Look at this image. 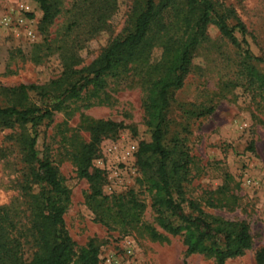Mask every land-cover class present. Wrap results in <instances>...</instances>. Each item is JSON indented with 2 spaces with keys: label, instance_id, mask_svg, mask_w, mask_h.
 <instances>
[{
  "label": "rangeland",
  "instance_id": "rangeland-1",
  "mask_svg": "<svg viewBox=\"0 0 264 264\" xmlns=\"http://www.w3.org/2000/svg\"><path fill=\"white\" fill-rule=\"evenodd\" d=\"M211 1L235 12L246 27L250 53L262 57L264 0ZM52 2L58 13L50 24L43 25V12L36 2L0 0V88L48 86L60 79L67 63L77 65L76 69L89 66L130 28L134 0H115V7L109 1V12L98 9L100 2L90 8L89 0ZM101 14L106 16L99 21ZM174 31L172 25L164 30L153 27L146 51L126 71L107 77L102 90L94 92L90 86L79 100L66 101L61 112L38 128L36 148L54 163L70 192L64 215L68 234L77 250L95 245L98 264H216L201 255L188 256L181 236L158 227L151 194L140 182L136 165L138 145L149 139L143 100L149 84L168 64L170 54L164 45L171 42ZM256 89L248 86L235 47L209 25L183 87L174 94L176 105L169 115L173 132L186 128L181 135L191 165L185 198L208 215L244 222L249 228L251 249L225 264H257V253L264 251V96ZM29 97L38 101L35 94ZM181 105L215 110L209 116L189 119ZM86 120L122 125L114 137L100 143L98 157L92 162L91 170L103 178L100 196L95 199L71 160V153L89 140ZM15 133L0 128V208L17 212L25 225V169L11 140ZM133 199L143 209L130 204L131 213L138 215L131 222L124 211Z\"/></svg>",
  "mask_w": 264,
  "mask_h": 264
},
{
  "label": "trees",
  "instance_id": "trees-1",
  "mask_svg": "<svg viewBox=\"0 0 264 264\" xmlns=\"http://www.w3.org/2000/svg\"><path fill=\"white\" fill-rule=\"evenodd\" d=\"M32 1L43 12L41 23L50 24L58 13L55 3ZM109 1L115 0H89V7L100 2L98 9L109 12ZM105 16L101 14L98 20ZM231 20L233 23H229ZM129 22L128 32L111 42L89 66L76 69L77 65L67 63L60 79L44 87L0 88V128L17 131L11 140L25 169L22 193L28 213L23 225L17 212L0 208V264H98L97 247L89 243L77 250L68 234L64 215L70 192L54 163L39 154L38 128L61 112L66 101L79 100L90 86L98 92L105 87L107 77H117L126 71L146 51L153 27L164 30L166 25L175 29L171 42L164 45L170 59L161 76L149 84L142 104L149 139L139 143L136 154L140 182L151 194L156 224L167 234L181 236L188 256L201 255L216 264H225L251 249L252 238L244 222L208 215L195 201L185 198L184 186L191 165L181 135L186 128L181 133L173 132L169 115L176 105L174 94L183 87L194 53L205 39L209 25L235 47L248 86H255L261 96H264V55L255 57L250 53L245 40L246 27L235 12L211 0H134ZM30 94H35L38 101L33 102ZM180 109L189 119L209 116L215 110L212 106L189 109L182 105ZM84 125L89 140L71 153V160L77 176L89 183L95 199L100 196L103 178L100 172L91 170L92 162L98 157L100 143L114 137L122 125L103 120H86ZM130 204L140 210L143 206L134 199L126 205L124 212L132 222L138 215L131 213ZM256 262L264 264V251L257 253Z\"/></svg>",
  "mask_w": 264,
  "mask_h": 264
}]
</instances>
